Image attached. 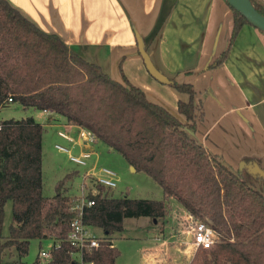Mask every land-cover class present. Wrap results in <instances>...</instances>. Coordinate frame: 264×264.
Wrapping results in <instances>:
<instances>
[{
  "label": "trees",
  "instance_id": "16d2710c",
  "mask_svg": "<svg viewBox=\"0 0 264 264\" xmlns=\"http://www.w3.org/2000/svg\"><path fill=\"white\" fill-rule=\"evenodd\" d=\"M251 1L264 15V0ZM229 7L234 19L229 45L209 68L223 64L243 25L249 23ZM170 85L189 96L188 101H178L187 122L150 101L126 77L118 81L74 52L59 35L42 30L10 1L0 0V108L11 97L24 107L64 116L70 124L95 133L164 192L161 200L108 192L95 196L83 218L86 225L104 233L98 247L84 251L85 261L116 264L120 251L113 238L124 231L125 219H164L172 197L189 213L210 221L218 234L214 246L200 248L190 264H264V178L245 166L233 168L205 147L191 133L198 113L202 115L194 85L175 78ZM43 135L44 126L33 117L5 120L0 131V264H23L33 239L54 240L51 260L38 258L34 264H73V247L67 241L75 217L70 209L74 197L68 195L73 174L58 181L54 196L44 195ZM242 162L264 169L257 157L247 156ZM9 201L14 222L5 237Z\"/></svg>",
  "mask_w": 264,
  "mask_h": 264
},
{
  "label": "crops",
  "instance_id": "0c3cea01",
  "mask_svg": "<svg viewBox=\"0 0 264 264\" xmlns=\"http://www.w3.org/2000/svg\"><path fill=\"white\" fill-rule=\"evenodd\" d=\"M8 1L42 30L59 35L74 52L118 81L126 77L141 87L150 101L187 122L178 110V101H188L189 96L148 72L138 47L137 38L141 37L162 73L194 85L202 111L196 118L195 135L204 146L235 169L247 156L264 162V32L244 24L223 64L209 68L230 41L234 19L225 0ZM43 112L58 128V135L61 131L77 138L79 126L55 112ZM101 143L98 140L88 147L94 151L92 161L101 163L95 151ZM83 148L87 147L75 146L73 150L78 153ZM179 206L183 213L176 209L174 218L167 215L161 223L154 220L160 232L143 250L139 264H153L155 258L166 264L192 261L187 245L190 235L181 227V220L188 219L190 213ZM182 235L187 239L180 238ZM113 246L117 248L114 240Z\"/></svg>",
  "mask_w": 264,
  "mask_h": 264
},
{
  "label": "rangeland",
  "instance_id": "374dc122",
  "mask_svg": "<svg viewBox=\"0 0 264 264\" xmlns=\"http://www.w3.org/2000/svg\"><path fill=\"white\" fill-rule=\"evenodd\" d=\"M195 104H197V101ZM27 117L37 118L40 123L43 122L44 126L43 192L45 196L52 197L55 195L58 181L68 174H73L68 184V195L74 198L81 197L82 175L85 172V167L73 163L68 153L62 152L56 148V144L71 148V143L64 141L58 135V128L51 125L52 122H49L48 115L37 108L24 107L20 102H11L0 108V119L2 120H18ZM100 145L102 146L96 147L95 151L98 153L99 157H101V165L114 169L119 176L118 186L113 191L115 197L127 195L131 198L164 199L163 189L153 178L142 171L133 172L123 155L104 146L103 142ZM72 151L74 152L73 149ZM168 204L169 214L167 218L169 219L175 217L176 209L180 211L183 209L180 208V203L174 198L170 200ZM154 220L156 219L148 216L128 217L125 219L124 231L121 234H116L113 238L121 254L116 260V264H139L141 262L143 250L149 248L151 243H153V239H156V235L160 232V226L156 224ZM157 221L161 223L163 219H158ZM13 222V203L9 201L5 207L3 231L5 237L9 235V227ZM181 227L188 233L189 227L187 219L183 222L181 220ZM93 232L99 237H102L104 233L100 228H94ZM180 238L185 240L187 236L182 235ZM53 246L54 240L52 239L31 240L30 251L28 255L22 259L23 264H34L39 258L41 250L50 251ZM190 248L192 254L193 250L191 245ZM198 250L195 253L194 259Z\"/></svg>",
  "mask_w": 264,
  "mask_h": 264
},
{
  "label": "built area",
  "instance_id": "2783aa9c",
  "mask_svg": "<svg viewBox=\"0 0 264 264\" xmlns=\"http://www.w3.org/2000/svg\"><path fill=\"white\" fill-rule=\"evenodd\" d=\"M13 102V98L9 97L5 104ZM5 120L0 119V131L4 128ZM59 135L67 139L71 143V148L61 144H56V148L62 152L68 153L71 161L75 164L85 167L82 175L83 182L81 184V197L72 200L70 209L75 213V217L71 222V228L67 236V241L72 245L71 259L73 264H94L92 261H85L84 251L92 249L100 245L99 237L92 231V227L84 222V212L87 207L95 204V196L100 193H113L118 186L119 176L117 172L105 165H101L98 160H93L94 151L88 147L95 145L98 141L97 136L92 131L80 127L77 138L72 137L64 132ZM75 146L87 147L78 153L72 151ZM103 190V192H102ZM114 194V193H113ZM188 233L190 238L187 245L192 246V261L198 249H209L218 241V234L213 229L210 221L189 215L187 219ZM41 250L39 259L48 262L52 258V252ZM191 261V262H192ZM190 262V263H191ZM165 261H159L157 258L153 264H166ZM189 263V264H190Z\"/></svg>",
  "mask_w": 264,
  "mask_h": 264
},
{
  "label": "water",
  "instance_id": "95a60500",
  "mask_svg": "<svg viewBox=\"0 0 264 264\" xmlns=\"http://www.w3.org/2000/svg\"><path fill=\"white\" fill-rule=\"evenodd\" d=\"M227 3L232 6L235 10L241 13V15L253 26L258 28L260 31L264 32V15L261 14L257 8L254 6L251 0H226ZM138 47L140 54L143 58L144 64L148 72L159 82L164 84H171V78L162 73L154 64L150 54L148 53L145 43L141 37L137 38ZM195 135L194 131H191ZM241 167H247L252 173L258 174L264 178V169L258 164H245L241 163ZM133 169L134 166H132Z\"/></svg>",
  "mask_w": 264,
  "mask_h": 264
}]
</instances>
